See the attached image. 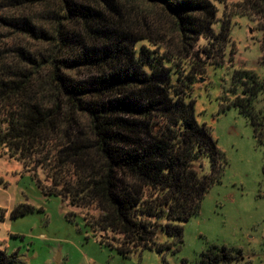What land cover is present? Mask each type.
I'll use <instances>...</instances> for the list:
<instances>
[{"label": "trees", "instance_id": "obj_1", "mask_svg": "<svg viewBox=\"0 0 264 264\" xmlns=\"http://www.w3.org/2000/svg\"><path fill=\"white\" fill-rule=\"evenodd\" d=\"M142 1L0 0V142L42 167L72 206L96 207L88 222L111 231L123 255L170 246L160 231L182 242V222L221 176L222 152L195 118L192 91L208 65L225 64L235 15L257 23L264 64V0H217L221 17L214 0ZM157 7L172 22L168 39L142 32ZM231 90L224 106L249 118L264 148V75L236 68ZM205 154L210 172L197 164ZM236 258L212 246L197 264ZM0 264L25 263L0 248Z\"/></svg>", "mask_w": 264, "mask_h": 264}, {"label": "rangeland", "instance_id": "obj_2", "mask_svg": "<svg viewBox=\"0 0 264 264\" xmlns=\"http://www.w3.org/2000/svg\"><path fill=\"white\" fill-rule=\"evenodd\" d=\"M214 1L221 17L223 4ZM153 12L142 32L157 40L173 36L170 19L159 7ZM233 21L225 64L208 65L207 75L192 91L195 118L211 128L223 169L205 191L199 209L182 222V242L160 231L158 240L170 246L121 254L111 231L96 230L88 222L100 213L96 207L72 206L50 190L51 180L42 167L24 164L0 142V248L17 250L25 264H197L202 251L227 246L237 258L224 264H264V148L249 118L235 106H224L233 95L234 69L264 75L262 32L246 16L235 15ZM214 27L220 28V20ZM197 164L201 172L212 169L208 154ZM18 205L32 208L12 215Z\"/></svg>", "mask_w": 264, "mask_h": 264}, {"label": "water", "instance_id": "obj_3", "mask_svg": "<svg viewBox=\"0 0 264 264\" xmlns=\"http://www.w3.org/2000/svg\"><path fill=\"white\" fill-rule=\"evenodd\" d=\"M204 78H202L201 80H203Z\"/></svg>", "mask_w": 264, "mask_h": 264}]
</instances>
